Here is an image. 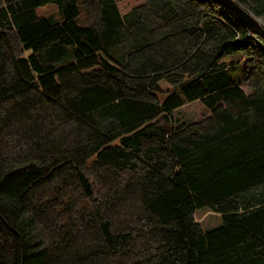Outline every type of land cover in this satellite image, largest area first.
Listing matches in <instances>:
<instances>
[{
	"label": "trees",
	"instance_id": "obj_1",
	"mask_svg": "<svg viewBox=\"0 0 264 264\" xmlns=\"http://www.w3.org/2000/svg\"><path fill=\"white\" fill-rule=\"evenodd\" d=\"M0 264H264V40L220 0H0Z\"/></svg>",
	"mask_w": 264,
	"mask_h": 264
},
{
	"label": "rangeland",
	"instance_id": "obj_2",
	"mask_svg": "<svg viewBox=\"0 0 264 264\" xmlns=\"http://www.w3.org/2000/svg\"><path fill=\"white\" fill-rule=\"evenodd\" d=\"M115 1L117 3V6L121 14H125L132 7L141 4L143 0H115ZM39 13L45 15L46 14L57 15L58 10L55 4H48L40 8ZM178 111L180 113L178 117L187 120L200 119L201 117L209 114V110L205 108L199 101L186 104L183 107H181ZM194 217L204 230L215 227L221 222V217L218 213L210 211L205 207L202 208L200 207L195 209Z\"/></svg>",
	"mask_w": 264,
	"mask_h": 264
},
{
	"label": "water",
	"instance_id": "obj_3",
	"mask_svg": "<svg viewBox=\"0 0 264 264\" xmlns=\"http://www.w3.org/2000/svg\"><path fill=\"white\" fill-rule=\"evenodd\" d=\"M237 18L252 32L264 39V25L260 18L254 16L246 8L235 0H220Z\"/></svg>",
	"mask_w": 264,
	"mask_h": 264
},
{
	"label": "bare ground",
	"instance_id": "obj_4",
	"mask_svg": "<svg viewBox=\"0 0 264 264\" xmlns=\"http://www.w3.org/2000/svg\"><path fill=\"white\" fill-rule=\"evenodd\" d=\"M236 1V0H235ZM237 2V1H236ZM234 14V13H233ZM235 15V14H234ZM236 16V15H235ZM237 17V16H236ZM254 33V32H253ZM256 34V33H255ZM258 35V34H257ZM258 36H260V35H258ZM261 37V36H260ZM262 38V37H261ZM263 39V38H262ZM264 40V39H263Z\"/></svg>",
	"mask_w": 264,
	"mask_h": 264
}]
</instances>
